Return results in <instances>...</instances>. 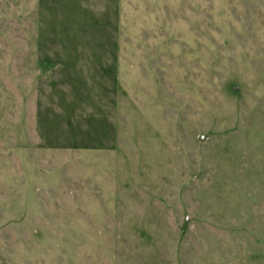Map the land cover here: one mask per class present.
<instances>
[{"label": "rangeland", "instance_id": "1", "mask_svg": "<svg viewBox=\"0 0 264 264\" xmlns=\"http://www.w3.org/2000/svg\"><path fill=\"white\" fill-rule=\"evenodd\" d=\"M0 264H264V0H0Z\"/></svg>", "mask_w": 264, "mask_h": 264}]
</instances>
